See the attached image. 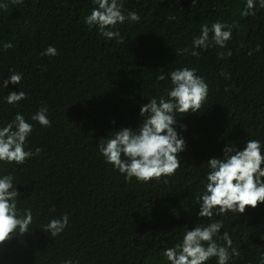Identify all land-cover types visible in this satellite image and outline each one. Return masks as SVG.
<instances>
[{"label": "trees", "instance_id": "1", "mask_svg": "<svg viewBox=\"0 0 264 264\" xmlns=\"http://www.w3.org/2000/svg\"><path fill=\"white\" fill-rule=\"evenodd\" d=\"M244 2L124 0L141 20L118 25L125 41L118 44L83 23L92 0H24L18 6L9 0V8L0 10V49L4 42L14 48L0 50V126L18 111L30 118L42 102L52 126L30 121L35 128L27 147L43 152L22 166H0V174L13 172L22 206L35 214V228L23 242L0 245V264H61L67 258L79 264H166L160 252L202 222L194 200L203 189L206 161L222 158L226 144L243 149L247 139L264 141V9L242 18ZM216 20L240 25L228 42L231 58L218 59V48L202 51L199 59L177 56L175 50L190 46L202 23ZM257 44L261 50L248 55ZM48 45L59 55L41 57ZM183 66L205 77L209 96L200 112L176 117L186 141L181 166L167 184L128 183L97 155V143L113 131L135 130L141 106L170 87L169 79L157 76ZM10 68L24 79L4 89ZM222 69L231 79L220 76ZM18 88L28 98L8 105L4 97ZM63 213L70 225L60 236L52 239L39 229L46 218ZM222 218L221 234L228 231L240 251L230 264H259L264 204Z\"/></svg>", "mask_w": 264, "mask_h": 264}, {"label": "clouds", "instance_id": "2", "mask_svg": "<svg viewBox=\"0 0 264 264\" xmlns=\"http://www.w3.org/2000/svg\"><path fill=\"white\" fill-rule=\"evenodd\" d=\"M196 0H192L195 4ZM11 5L18 6L24 0H10ZM92 8L84 17L83 23L91 31L96 30L99 37L115 40L123 44L124 38L118 29L126 21L139 23L141 16L134 10L125 8L124 0H92ZM9 8V0L0 2V10ZM264 9V0H245L240 16H255L256 10ZM174 20V16L168 17ZM237 21L231 23L216 20L202 23L199 34L194 35L190 46L176 49L177 56L200 58L202 51L218 48L217 58H231L233 52L228 48L232 40L233 29H239ZM14 48L11 42H4L3 51ZM259 44L248 52H259ZM58 49L48 45L40 56L56 57ZM46 70V68H45ZM8 78L3 80L2 87L21 85L24 74L14 68L8 70ZM224 79H231V74L220 71ZM170 80L163 95L153 96L148 103L141 106L139 126L122 128L113 131L112 136L102 137L97 143V155L103 162L117 171L124 180L141 184L156 182L167 184L168 178L174 176L181 166L180 153L186 149V141L176 130L178 116L197 113L204 107L209 96V84L204 76L199 75L196 67H178L167 76L161 74L157 80ZM225 88V91H228ZM28 98L27 92L8 91L4 101L8 105L17 106ZM36 122L42 128H50L49 108L42 102L37 110L26 119L22 112H16L5 125L0 126V166H22L29 160L39 157L43 148L27 147L28 138L34 131ZM115 123V121H113ZM186 130V125H179ZM207 172L202 181L203 189L196 193L194 203L199 206L197 217L202 221L194 228L182 234L172 247L163 249L160 256L166 264H208L215 259L216 264H230L234 258L240 257L238 247L233 245L232 236L224 229L222 217L232 214H244L247 208L256 209L264 204V141L247 139L243 149L233 144H226L223 157H213L207 161ZM13 172L0 174V245H5L14 238L23 242L26 234H31L35 227L34 212L31 207H23L21 193L17 189ZM50 213L56 212L53 206ZM218 217V218H217ZM207 219L208 222H203ZM47 222L39 227L52 239L60 236L70 225L69 214L46 218ZM264 239V235L261 236ZM259 264H264V253L257 257ZM61 264H79L67 258Z\"/></svg>", "mask_w": 264, "mask_h": 264}]
</instances>
